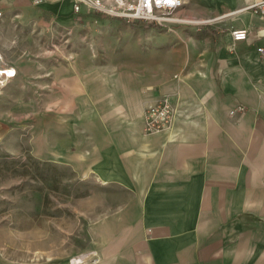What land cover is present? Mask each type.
Instances as JSON below:
<instances>
[{
	"label": "crops",
	"instance_id": "obj_1",
	"mask_svg": "<svg viewBox=\"0 0 264 264\" xmlns=\"http://www.w3.org/2000/svg\"><path fill=\"white\" fill-rule=\"evenodd\" d=\"M191 1L231 11L198 30H175L185 44L156 40L154 98L168 96L179 109L167 129L145 132L142 82L125 81L121 92L110 74L94 77L89 58L58 79L61 110L70 114L60 136L70 145L56 155L69 151L83 174L132 190V199L88 224L85 249L23 264H69L77 254L90 264H264V17L245 8L257 0ZM8 5L20 19L34 8L78 15L70 0H0V17ZM233 27L247 28L248 38L234 41ZM0 54L16 78L20 64ZM4 119L0 111V127Z\"/></svg>",
	"mask_w": 264,
	"mask_h": 264
},
{
	"label": "rangeland",
	"instance_id": "obj_2",
	"mask_svg": "<svg viewBox=\"0 0 264 264\" xmlns=\"http://www.w3.org/2000/svg\"><path fill=\"white\" fill-rule=\"evenodd\" d=\"M4 8L8 10L0 17V47L4 59L19 63L21 71L0 95L5 116L0 127V264L56 260L71 249H85L88 224L109 206L132 199V190L83 174L68 159L69 151L56 155L61 143L70 145L69 136H60L61 128L70 131V114L61 110L58 79L70 76L72 61L76 67L89 58L94 77L110 74L121 92L125 81L142 82L139 91L147 108L161 98H154L156 40L185 44L187 36L175 35V30H198L207 23L196 20L225 15L231 6L187 0L183 12L192 21L171 29L85 11L64 17L34 8L28 18L20 19L17 8ZM178 74L171 73L169 81Z\"/></svg>",
	"mask_w": 264,
	"mask_h": 264
},
{
	"label": "built area",
	"instance_id": "obj_3",
	"mask_svg": "<svg viewBox=\"0 0 264 264\" xmlns=\"http://www.w3.org/2000/svg\"><path fill=\"white\" fill-rule=\"evenodd\" d=\"M48 0H33L35 4H41ZM74 13L83 11L98 13L102 16L119 17L128 20H139L147 23H155L168 26L173 22L189 23L190 18L179 14L180 9L187 3V0H70ZM253 13L264 17V0H257L248 4ZM222 17V15L220 16ZM219 16L207 20H198V23L205 22L213 24L220 19ZM230 34L234 41L248 38L247 28H230ZM264 61V45L258 46ZM17 70L14 67L2 64L0 54V93L8 81L14 78ZM179 113L178 106L167 96H163L146 108L145 127L147 133L160 132L167 129ZM69 264H90V261L82 254L70 258Z\"/></svg>",
	"mask_w": 264,
	"mask_h": 264
},
{
	"label": "trees",
	"instance_id": "obj_4",
	"mask_svg": "<svg viewBox=\"0 0 264 264\" xmlns=\"http://www.w3.org/2000/svg\"><path fill=\"white\" fill-rule=\"evenodd\" d=\"M137 23H139V21H137V22H134V23H132L133 25H135V24H137Z\"/></svg>",
	"mask_w": 264,
	"mask_h": 264
},
{
	"label": "bare ground",
	"instance_id": "obj_5",
	"mask_svg": "<svg viewBox=\"0 0 264 264\" xmlns=\"http://www.w3.org/2000/svg\"><path fill=\"white\" fill-rule=\"evenodd\" d=\"M194 21V20H193ZM196 21H198V20H196ZM96 253V252H95Z\"/></svg>",
	"mask_w": 264,
	"mask_h": 264
}]
</instances>
